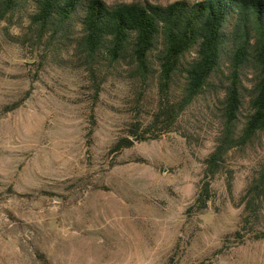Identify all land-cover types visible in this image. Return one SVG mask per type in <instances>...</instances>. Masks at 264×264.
Segmentation results:
<instances>
[{"label": "rangeland", "instance_id": "1", "mask_svg": "<svg viewBox=\"0 0 264 264\" xmlns=\"http://www.w3.org/2000/svg\"><path fill=\"white\" fill-rule=\"evenodd\" d=\"M8 25H0V264H40L36 250L51 264H264V238L236 236L264 148L233 151L208 207L188 214L215 147L211 119L192 111L167 133L152 128L158 139L115 151L135 124L143 134L150 123V109L137 113L138 87L115 77L95 85L76 60L26 45L25 15ZM256 227L264 232V220Z\"/></svg>", "mask_w": 264, "mask_h": 264}, {"label": "trees", "instance_id": "2", "mask_svg": "<svg viewBox=\"0 0 264 264\" xmlns=\"http://www.w3.org/2000/svg\"><path fill=\"white\" fill-rule=\"evenodd\" d=\"M18 14L26 17V45L76 60L95 85L115 77L138 87L137 113L150 109V123L143 134L135 124L115 151L158 139L148 136L152 128L167 133L192 111L211 119L215 147L188 214L208 207L211 181L233 151L264 148V0H0V25ZM244 198L241 243L264 238L256 227L264 220V157Z\"/></svg>", "mask_w": 264, "mask_h": 264}]
</instances>
